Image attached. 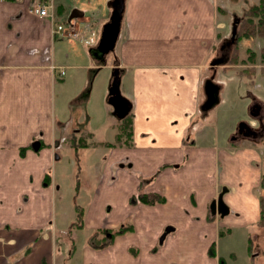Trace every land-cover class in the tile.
I'll return each mask as SVG.
<instances>
[{
  "label": "crops",
  "instance_id": "crops-1",
  "mask_svg": "<svg viewBox=\"0 0 264 264\" xmlns=\"http://www.w3.org/2000/svg\"><path fill=\"white\" fill-rule=\"evenodd\" d=\"M35 1L0 0V264H220L225 259L219 241L238 237L247 248L251 238L259 251L262 153L247 139H231L220 148L197 146L206 137L196 134L201 127H213L211 138L218 140L215 124L205 122L211 110L200 111L204 83L218 73L210 64L223 36L214 0H125L110 65L108 54L102 61L89 53L101 36L82 9V17L68 22L81 35L71 39L78 48L65 55L67 61L81 60L69 76L77 85L72 108L78 101L83 114L77 117L72 108L69 115H56L55 83L67 76L54 55L55 41L62 40L51 34L49 20L28 12ZM52 1L56 23L62 24L63 7ZM103 1L109 0L90 5ZM105 62L104 70H118L119 87L132 104L129 131L121 134L118 128L112 142H101L106 150L102 164L93 166L100 180L91 207L57 209L59 177L67 181L72 169L94 175L81 164L96 146L88 142L94 129L84 111L91 104L92 73ZM76 71H82L79 78ZM105 115H112L109 108ZM223 189L228 214L212 215L210 203ZM141 193L165 201L131 205L130 198ZM111 194L120 207L106 214L105 204L116 200L96 203ZM120 225L132 231L100 247L96 232Z\"/></svg>",
  "mask_w": 264,
  "mask_h": 264
},
{
  "label": "rangeland",
  "instance_id": "rangeland-1",
  "mask_svg": "<svg viewBox=\"0 0 264 264\" xmlns=\"http://www.w3.org/2000/svg\"><path fill=\"white\" fill-rule=\"evenodd\" d=\"M110 1V0H109ZM109 1L96 2L93 7L90 5V0H57V2L63 7V14L59 16L60 22L64 26L66 31L70 29V23H68V18L72 11L77 10L81 12L82 9H86L85 18L91 19L89 26L96 30L97 37L101 36V31L103 27L109 22L111 18L112 10L107 6ZM218 6V15L223 23L222 31L223 36L218 41L216 48V56L219 52V47L221 42L226 38L230 39L231 36V24L233 18H238L239 22L237 24V34L236 41L233 46L229 49L227 59L224 63L218 65L223 66L219 68L217 65L214 69L217 70L213 82L218 84L220 87L219 92V103L216 107L208 113L205 122L215 124L218 140L215 142L211 137L214 133L213 127H201L197 131V135L205 134L206 137H199L197 146L213 145L216 148L224 147L229 145V141L236 134L237 127L240 123L244 121H249L250 124L255 125L257 122L255 119L249 116V107L252 105L253 100L259 102L262 105V112L264 113V61L261 59L262 50V39L259 36L250 35L247 32L250 26L249 22L255 26H259L261 22H264V0H214ZM259 9L256 12L254 9ZM263 9V18L258 15L261 14ZM255 12L253 17L251 14ZM76 20V19H74ZM72 21V20H71ZM106 22V24H104ZM104 24V25H103ZM103 25V26H102ZM94 36V34H93ZM61 38V37H59ZM62 41H55L54 55L56 61L61 63L67 68V76L62 78V82H56L55 90V112L57 117L61 115H69V111L72 108V97L74 96L77 85L75 80L71 81L69 76L72 73L70 67L73 65L81 64L79 58H70L69 61L66 60V49L78 48L75 41L65 37L61 38ZM62 42V43H61ZM91 42V39H88ZM88 46V45H83ZM107 64L110 65L113 62L112 53L107 55ZM105 64H99L96 70L93 71L92 75L95 73V77L91 82V89L89 98L91 104L89 107L85 108V116L88 117L89 124L94 129V132L90 136L89 143L96 145L94 149L90 148L89 152H85L86 161H83L82 167L85 165L91 168L90 172L94 175L85 176L84 172L72 169L71 177H68L66 181L59 177L60 186L62 185V190L57 193L53 199L57 205V209L60 207L78 206L79 208L91 207L94 201L97 183L100 180L99 170L93 169L96 162L102 161V152L106 149L101 146V142H112L114 139V134L118 128L121 134L128 132V120L131 118V114L124 119H115L112 115L110 117L106 116L103 118L104 110L106 108H111L106 105L108 86L110 84L112 70H104ZM224 71V72H222ZM77 78L82 74V71H76ZM215 73V72H214ZM69 74V75H68ZM65 81V83L61 86ZM78 84V83H77ZM120 94L125 98L124 92L119 87ZM69 99V101H68ZM74 102V116L83 115L81 110L76 108V103ZM262 114V113H261ZM260 114V115H261ZM264 121V120H263ZM112 126L113 132L110 130L109 126ZM109 128V129H108ZM210 136V137H208ZM105 138V139H103ZM244 140V138H239V140ZM246 140V139H245ZM249 143H255L258 149L264 156V140L263 141H251ZM99 144V145H98ZM96 149V150H95ZM262 167V161H261ZM59 166L57 167L58 170ZM262 169V168H261ZM260 169V176L262 170ZM84 170V169H83ZM89 172V173H90ZM79 183L81 184L79 186ZM263 194V191L262 193ZM115 201V205L112 203H106L104 207V212L107 214V208L119 210L120 203L117 201V194L106 195L98 198L96 206L102 205L105 201ZM210 207V206H209ZM79 239L85 240V234L83 232L77 233ZM258 242V240H257ZM261 249L259 251L254 250L250 255L247 248L246 239L242 240L238 237L236 239H222L219 241V254L224 257L225 264H264V239L261 240ZM64 252V249L62 250ZM233 253L236 258H229L227 253ZM73 263H75L73 261Z\"/></svg>",
  "mask_w": 264,
  "mask_h": 264
},
{
  "label": "water",
  "instance_id": "water-1",
  "mask_svg": "<svg viewBox=\"0 0 264 264\" xmlns=\"http://www.w3.org/2000/svg\"><path fill=\"white\" fill-rule=\"evenodd\" d=\"M124 2L125 0H110L108 2L107 6L112 10L111 18L109 22L102 29L101 38L98 45L89 51L91 56L103 61L104 60L103 57L113 51L120 30L122 13L124 10ZM82 16H83L82 12L74 10L70 14L68 18V22ZM238 22H239L238 18L234 17L233 22L231 24V36H230L231 43H235L236 41ZM220 64H222V61L213 60L210 66L214 67ZM119 86H120L119 73L118 70H114L112 73L110 84L108 86L107 104L112 108V115L118 120H123L129 115L132 109V104L128 99L124 98L120 94ZM203 91L205 95V100L200 106V111L202 113H207L219 103V96H218L219 87L213 82V76H211L208 80H206L203 86ZM243 125L244 122L238 125V131L241 129ZM32 148L35 151H37L39 148V143L34 142L32 144ZM223 193H224V189L218 195V197L210 203L209 209L212 215H218L220 217H224L228 214V208L224 204L222 199ZM167 231H169V229H167L166 232Z\"/></svg>",
  "mask_w": 264,
  "mask_h": 264
},
{
  "label": "trees",
  "instance_id": "trees-1",
  "mask_svg": "<svg viewBox=\"0 0 264 264\" xmlns=\"http://www.w3.org/2000/svg\"><path fill=\"white\" fill-rule=\"evenodd\" d=\"M256 12H259V9H254ZM255 15V12L251 14L250 17H253ZM259 17L263 18V9L261 10V14L258 15ZM250 26L248 27V34L259 36L262 39V50H261V59L264 61V22H261L259 26H255L252 24V22H249ZM129 131V130H128ZM262 172L260 176V190L263 191V194L259 196V220L257 223V226L260 228H264V156L262 157ZM165 199L162 196H159L158 194H150V193H141L138 194L136 197L130 198V204L136 205L137 203H141L144 205H156L164 203ZM82 217V211L77 210V219L78 221L81 220ZM132 231V227H127L124 225H120L118 228L112 230V229H99L96 232V235L98 236V241L101 244L100 247L104 248L108 246L117 236L125 235ZM248 252L250 255L252 254V240L251 238L248 239ZM210 254H213V246L210 250ZM220 264H224L223 261H220Z\"/></svg>",
  "mask_w": 264,
  "mask_h": 264
},
{
  "label": "flooded vegetation",
  "instance_id": "flooded-vegetation-1",
  "mask_svg": "<svg viewBox=\"0 0 264 264\" xmlns=\"http://www.w3.org/2000/svg\"><path fill=\"white\" fill-rule=\"evenodd\" d=\"M233 44L234 43H231L230 39L225 38L221 42L218 55L214 60H220L222 61V63H224L225 60L227 59L228 51L233 46ZM249 116L251 118L257 117L255 119L257 124L252 125L249 123V121H244V125L241 127L239 131L237 127L236 134L234 135V137H232V140H238L239 138L248 139L253 142L255 141L261 142L264 140V121H263L264 113L262 112V105L259 102L253 100L252 105L249 107ZM113 145L116 144H111V146Z\"/></svg>",
  "mask_w": 264,
  "mask_h": 264
},
{
  "label": "built area",
  "instance_id": "built-area-1",
  "mask_svg": "<svg viewBox=\"0 0 264 264\" xmlns=\"http://www.w3.org/2000/svg\"><path fill=\"white\" fill-rule=\"evenodd\" d=\"M28 12L38 18L47 19L53 24V29L51 34L53 36H59L61 38H69L76 39L81 37L77 31L73 30V26L70 24L69 31L64 29L62 24L56 23V11L52 0H38L31 4ZM88 44V41H84ZM52 71H56L59 76H63L65 74V69L62 67L51 66Z\"/></svg>",
  "mask_w": 264,
  "mask_h": 264
}]
</instances>
